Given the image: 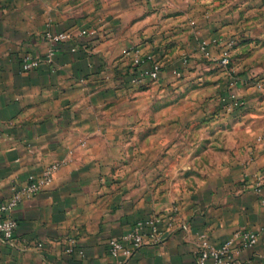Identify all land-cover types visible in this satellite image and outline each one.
I'll use <instances>...</instances> for the list:
<instances>
[{
  "label": "crops",
  "instance_id": "0c3cea01",
  "mask_svg": "<svg viewBox=\"0 0 264 264\" xmlns=\"http://www.w3.org/2000/svg\"><path fill=\"white\" fill-rule=\"evenodd\" d=\"M196 3L0 0V203L31 174L61 163L52 185L13 211L15 244L0 237V264H195L201 234L219 246L242 228L256 231L259 241L239 251L234 264L264 263V206L254 176L264 168L262 134L253 140L242 131L232 143L228 130L213 126L206 145H171L168 156L163 120L157 180L149 173L155 149L142 165L132 154L141 131L135 124L146 114L136 95L152 81L133 80L132 49L162 52L167 32L186 19L181 8ZM47 31L71 38L52 43ZM25 55L45 59L24 72ZM172 78L173 69L163 67L153 83ZM157 215L166 230L160 243L126 260L111 255L110 239ZM73 243L84 256L67 252Z\"/></svg>",
  "mask_w": 264,
  "mask_h": 264
},
{
  "label": "rangeland",
  "instance_id": "374dc122",
  "mask_svg": "<svg viewBox=\"0 0 264 264\" xmlns=\"http://www.w3.org/2000/svg\"><path fill=\"white\" fill-rule=\"evenodd\" d=\"M196 1V8H181L183 25L167 32L163 51L156 53L163 67L173 69L172 80L166 85L144 83L142 88L149 89L136 95L146 114L136 122L134 130L141 131L134 133L130 146L139 165L155 149L150 180L158 176V129L164 121L168 156L174 152L171 145H206L213 126L228 130L232 143L242 131L253 140L258 134L264 139V0ZM215 38L220 40L215 43ZM228 43L232 61L227 68L220 62V52Z\"/></svg>",
  "mask_w": 264,
  "mask_h": 264
},
{
  "label": "built area",
  "instance_id": "2783aa9c",
  "mask_svg": "<svg viewBox=\"0 0 264 264\" xmlns=\"http://www.w3.org/2000/svg\"><path fill=\"white\" fill-rule=\"evenodd\" d=\"M96 31L85 34H95ZM45 38L52 42H66L71 38V34L66 31L51 32L47 31ZM220 39L215 38L214 42ZM208 44V42H205ZM231 45H225L221 48L220 62L223 66H231L232 50ZM54 47L50 49L47 57L54 55ZM133 64L135 66V82L148 80H158L161 76L163 65L156 58L153 52H143L139 48L132 49ZM43 57L25 55L22 57V71L29 72L38 68L43 62ZM238 104V101H236ZM259 142L264 151V139L259 137ZM61 163L49 164L44 168L40 175L31 174L24 186L18 187L13 194L3 203H0V237L9 244H15V232L18 226L17 220L12 216L13 211L25 200L31 199L43 190L49 188L53 181L55 173ZM256 178L255 191L261 204L264 206V168L254 174ZM164 218L162 216H151L146 219L137 220L132 228L119 238L110 239L108 250L111 255L124 260L130 258L137 250L145 244L160 243L166 234L163 227ZM237 238L227 239L225 242L216 246L212 244L205 234L199 236L198 258L195 264H234L236 254L252 247L259 241V234L248 228H242L237 232ZM238 241V242H237ZM68 253H76L84 256V250L76 243H73L68 249ZM259 264H264L260 262Z\"/></svg>",
  "mask_w": 264,
  "mask_h": 264
}]
</instances>
